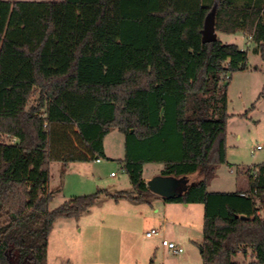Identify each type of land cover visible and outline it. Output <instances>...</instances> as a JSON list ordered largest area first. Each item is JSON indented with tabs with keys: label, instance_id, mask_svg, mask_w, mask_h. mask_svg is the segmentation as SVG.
Masks as SVG:
<instances>
[{
	"label": "trees",
	"instance_id": "obj_1",
	"mask_svg": "<svg viewBox=\"0 0 264 264\" xmlns=\"http://www.w3.org/2000/svg\"><path fill=\"white\" fill-rule=\"evenodd\" d=\"M210 14L217 31L244 30L264 61V0H0V264H48L55 222L99 199L51 210L50 165L105 157L112 129L125 136L133 187L108 197L148 201L144 167L160 163L159 175L186 179L166 201L205 205L203 264H238L242 251L264 264V163L250 190L208 189L228 161V81L249 59L235 43L203 41ZM73 78L124 87L56 88Z\"/></svg>",
	"mask_w": 264,
	"mask_h": 264
},
{
	"label": "rangeland",
	"instance_id": "obj_2",
	"mask_svg": "<svg viewBox=\"0 0 264 264\" xmlns=\"http://www.w3.org/2000/svg\"><path fill=\"white\" fill-rule=\"evenodd\" d=\"M224 43H235L249 50L248 67L232 74L228 81L229 161L222 165L221 174L210 185V191L238 192L242 186L252 187V170L264 163V61L250 49V38L243 34L219 32ZM71 86L98 95L121 93L122 84L82 85L57 84L56 88ZM36 94L31 99L35 104ZM261 146L262 149H258ZM105 157L96 160L51 163L49 189L54 193L50 203L53 210L67 200L83 195L98 194L95 205L79 216L59 218L49 237L48 264H203L200 246L204 242L205 205L203 203L169 202L154 193L148 201L135 203L128 199L108 197L132 190L130 176L123 168L126 156L125 136L112 129L105 138ZM238 165L250 170L243 183H236ZM163 165L148 163L145 179L159 175ZM233 169V170H232ZM232 170V172H231ZM114 173V175H112ZM244 184V185H243ZM177 188V187H175ZM258 213L264 216V206ZM156 228L161 235L147 237ZM163 237L182 247L174 253L163 245ZM238 264H259L251 251L235 256Z\"/></svg>",
	"mask_w": 264,
	"mask_h": 264
},
{
	"label": "water",
	"instance_id": "obj_3",
	"mask_svg": "<svg viewBox=\"0 0 264 264\" xmlns=\"http://www.w3.org/2000/svg\"><path fill=\"white\" fill-rule=\"evenodd\" d=\"M218 39V34L215 28L214 16L210 14L205 21L203 29V41L213 42ZM149 189L163 197L171 198L180 195L186 190V179L176 178L171 176L157 175L147 182ZM177 187V188H175ZM246 217V216H242Z\"/></svg>",
	"mask_w": 264,
	"mask_h": 264
},
{
	"label": "crops",
	"instance_id": "obj_4",
	"mask_svg": "<svg viewBox=\"0 0 264 264\" xmlns=\"http://www.w3.org/2000/svg\"><path fill=\"white\" fill-rule=\"evenodd\" d=\"M11 1H15V0H11ZM24 1H56V2H58V1H63V0H24ZM216 32H217V34H219V32H222V31H217L216 30ZM222 33H227V32H222ZM244 33H245V31L244 30H238V31H235V32H233V33H227V34H243L244 35ZM227 163L229 162V163H231L229 160V154H227ZM226 163V164H227ZM223 165H225V164H223ZM222 167V166H221ZM221 167H219V169H218V171H217V176L211 181V184H212V182H214L217 178H219V176H220V174H221V172H223V171H221V170H223ZM238 167V175H236L237 177H236V183L239 185L240 183H243V181H244V179H243V176H246L247 175V177L248 176H250V170L249 169H246L245 171L244 170H241V168H242V166L241 165H238L237 166ZM233 170V169H232ZM232 170H231V172H232ZM243 172H245V174L243 173ZM150 180V178L147 180L146 179V181L148 182ZM210 184V185H211ZM210 185H209V191H210ZM244 185V184H243ZM247 186L245 185V186H242V188H241V190L242 191H245ZM217 191H221V190H217ZM185 206L187 207V206H189V204H187V203H185ZM161 231H163V230H161ZM161 231H160V235H161ZM159 235V236H160ZM163 239H167V238H165V237H163Z\"/></svg>",
	"mask_w": 264,
	"mask_h": 264
},
{
	"label": "built area",
	"instance_id": "obj_5",
	"mask_svg": "<svg viewBox=\"0 0 264 264\" xmlns=\"http://www.w3.org/2000/svg\"><path fill=\"white\" fill-rule=\"evenodd\" d=\"M258 149H262L261 146H258ZM101 159H96V161L100 162ZM252 180H255L258 174V169L256 168L255 170H252ZM112 175H114V173H112ZM243 196H246V193H242ZM160 235V231L156 228L151 229L150 231L146 232V236L147 237H153V236H157ZM163 245L167 246L169 248L170 251L174 252V253H182L184 251V249L180 246H178L174 241H170L168 239H163L162 240Z\"/></svg>",
	"mask_w": 264,
	"mask_h": 264
}]
</instances>
